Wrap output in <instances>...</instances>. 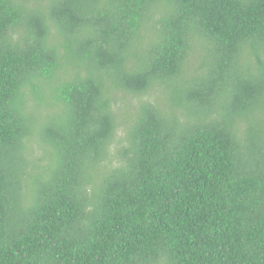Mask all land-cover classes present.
Wrapping results in <instances>:
<instances>
[{
    "label": "trees",
    "instance_id": "1",
    "mask_svg": "<svg viewBox=\"0 0 264 264\" xmlns=\"http://www.w3.org/2000/svg\"><path fill=\"white\" fill-rule=\"evenodd\" d=\"M0 264H264V0H0Z\"/></svg>",
    "mask_w": 264,
    "mask_h": 264
},
{
    "label": "rangeland",
    "instance_id": "2",
    "mask_svg": "<svg viewBox=\"0 0 264 264\" xmlns=\"http://www.w3.org/2000/svg\"><path fill=\"white\" fill-rule=\"evenodd\" d=\"M38 143L40 144L41 143V139L39 137H35L33 139V141L31 142V148H37L38 146ZM112 147V150L115 151V150H118L119 147H120V143L118 142V140L116 139V141L113 143V145L111 146ZM41 153L39 151L36 152V156H39ZM117 157L114 155L113 157V161L116 160Z\"/></svg>",
    "mask_w": 264,
    "mask_h": 264
}]
</instances>
